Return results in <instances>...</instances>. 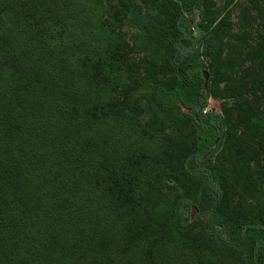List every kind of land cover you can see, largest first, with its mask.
Here are the masks:
<instances>
[{
	"label": "trees",
	"instance_id": "obj_1",
	"mask_svg": "<svg viewBox=\"0 0 264 264\" xmlns=\"http://www.w3.org/2000/svg\"><path fill=\"white\" fill-rule=\"evenodd\" d=\"M158 1L172 11L158 35L184 91L145 82L148 107L164 114L184 106L193 125L224 139V119L204 108L212 76V40L227 23L203 29L197 39L191 30L195 12L203 20L211 0ZM249 2L241 18L239 46L232 51L239 63L227 55L229 69L243 67L238 88L228 96H246L237 97L241 137L243 143L256 137L252 148L258 146L264 157V0ZM134 3L120 4L125 12ZM251 25L257 27L254 46L247 43ZM94 30L101 36L92 47ZM109 35L108 28L90 21L80 0H0V264H233L225 250L239 247L249 235L257 236L252 264H264V200L257 219L238 222L231 231L223 224L220 229L203 226L201 235L189 240L195 222L190 217L192 199L176 195L167 213L155 215L159 212L153 198L137 192H158L145 179L151 166L146 156L122 144L131 129L126 111L137 80L132 79V87L126 85V100L101 102L89 93L98 88L105 92L109 83L117 92L123 83L120 71L127 59L114 54L119 47L110 52ZM203 44L210 49L205 55L209 66L198 61ZM116 78L118 83H113ZM82 79L90 87L84 94ZM123 123L130 125L125 133L116 132V124ZM200 164L198 152L190 149L182 154L179 169L195 177ZM260 174L264 180V167ZM205 183L217 199L225 196L213 169L205 172ZM254 183L264 186L262 179ZM258 193L263 195L264 187ZM203 243H208L209 260L200 257Z\"/></svg>",
	"mask_w": 264,
	"mask_h": 264
},
{
	"label": "rangeland",
	"instance_id": "obj_2",
	"mask_svg": "<svg viewBox=\"0 0 264 264\" xmlns=\"http://www.w3.org/2000/svg\"><path fill=\"white\" fill-rule=\"evenodd\" d=\"M121 1L123 2V0H80V3L88 9L91 22H97L101 29L108 28L111 42L109 41L110 44L106 46L111 48L110 52L119 47V51L114 54L121 53L127 59V63L121 67L123 83L116 88L117 92L109 83L105 92L98 88L92 91L90 89L89 93L101 102L113 99L126 100L123 95L126 85L132 87V79L137 80L135 83L137 90L128 100L130 109L126 111L131 129L126 131L125 128L130 125L125 126V123L116 124L114 128L116 132L121 129L123 133L126 131L124 135L126 140L122 141L123 149L137 150L140 156H146L147 162L151 165L147 167L150 173L145 179L151 182L158 192L154 196L147 190L142 192L139 189L137 192L145 195L148 200L153 198L159 212L154 213L155 215L167 213L176 195L192 199L190 217L195 222L188 233L189 240L200 236L203 226L220 229L223 224L231 231L236 223L255 219L259 204L264 200V194L260 195L258 191L264 186L256 185L254 182H261V179L264 182L263 175L260 174L264 167V157L260 154L258 146L252 148L256 143V137L252 136L254 140L248 141L249 144L243 143L242 106L237 100V97L243 95L233 94L235 99L228 96L229 90L234 91L235 87L238 88L236 80L241 77L243 67L229 69L227 55H231L234 63H239L232 51L234 53L235 48L239 46L238 35L243 26L241 18L244 15V8L251 7L249 0H233L232 3H228L229 0H211L204 19L201 20L196 11L194 22L191 24L193 35L200 39L204 34L203 29L212 28L219 22L227 23V27L222 26L224 31L218 33L212 40L214 47L209 61L212 64L210 67L212 76L204 108L205 112H214L224 119L225 138L220 140L212 129L203 130L193 125L184 115L187 112L184 106L164 114L152 111L148 107L147 99L150 98V91L143 89L142 84L145 82L158 81L159 84L184 91L179 79L167 64V50L158 35L160 28L168 25L172 11L162 1L133 0L135 7L129 4L124 12ZM143 24L146 29L142 28ZM199 25H202V28ZM256 28L255 25L247 28L250 38L252 37L247 43L252 46L255 45L258 37ZM94 31L91 37L92 47L97 43V37L101 36L99 30ZM97 50L96 52L102 51L100 48ZM207 51L210 49L205 44L198 47L200 55L198 61L209 66L208 56H205ZM85 54L86 51L83 49L81 55L84 57ZM225 76H229L235 86H231L227 82L229 77L226 79ZM113 83H118L117 78ZM89 88L82 79L80 92L84 94ZM245 98L246 96L243 97ZM247 98L252 100L250 94ZM260 107L264 112V104ZM262 119L261 125L264 126V115ZM247 128L252 135H255L253 126ZM190 149L197 151L201 157L200 170L195 177L184 174L179 169L182 154ZM258 157L261 160L259 162L256 160ZM211 169L216 175V180H220L225 188V196L220 200L205 183V172ZM232 236L236 239L235 234L232 233ZM256 237L249 235L239 247L225 250L226 260L233 264H252L251 247ZM205 244L208 243L202 244L204 251L200 257L207 255L205 260H209L206 251L208 247ZM263 254L264 251L260 252V255ZM213 257L211 256L210 260ZM258 259L259 257L256 260L259 261ZM220 261L215 260L216 263Z\"/></svg>",
	"mask_w": 264,
	"mask_h": 264
}]
</instances>
